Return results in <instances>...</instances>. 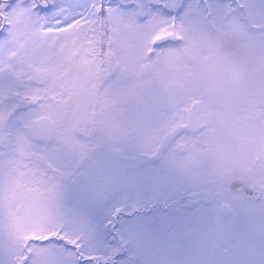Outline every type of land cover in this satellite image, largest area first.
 <instances>
[{"label": "snow or ice", "instance_id": "1", "mask_svg": "<svg viewBox=\"0 0 264 264\" xmlns=\"http://www.w3.org/2000/svg\"><path fill=\"white\" fill-rule=\"evenodd\" d=\"M0 264H264V0H0Z\"/></svg>", "mask_w": 264, "mask_h": 264}]
</instances>
